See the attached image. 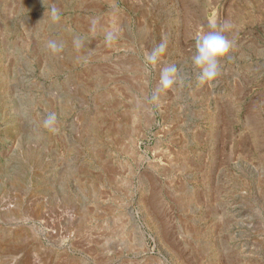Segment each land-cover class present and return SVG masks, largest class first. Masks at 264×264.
Segmentation results:
<instances>
[{
	"label": "rangeland",
	"instance_id": "1",
	"mask_svg": "<svg viewBox=\"0 0 264 264\" xmlns=\"http://www.w3.org/2000/svg\"><path fill=\"white\" fill-rule=\"evenodd\" d=\"M0 264H264V0H0Z\"/></svg>",
	"mask_w": 264,
	"mask_h": 264
},
{
	"label": "clouds",
	"instance_id": "2",
	"mask_svg": "<svg viewBox=\"0 0 264 264\" xmlns=\"http://www.w3.org/2000/svg\"><path fill=\"white\" fill-rule=\"evenodd\" d=\"M52 20L58 21L60 15L58 10L53 7L50 10ZM214 27V25H213ZM229 25L225 24L220 31H210L196 37L195 52L191 57L192 64L200 69V82L212 85L220 75V61L226 57L233 47V42L230 41L223 32L228 29ZM48 47L54 52L59 51L60 47L55 41H50ZM167 50V41L161 38L159 44L155 45L151 50L144 53V63L146 66H156L161 57ZM179 78V69L175 64L165 65L160 69V78L153 99H158L160 92H165L173 88ZM56 114L49 113L44 119V127L55 131Z\"/></svg>",
	"mask_w": 264,
	"mask_h": 264
}]
</instances>
